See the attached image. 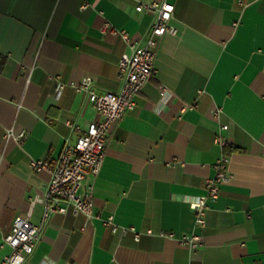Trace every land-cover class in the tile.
Masks as SVG:
<instances>
[{
  "label": "crops",
  "instance_id": "1",
  "mask_svg": "<svg viewBox=\"0 0 264 264\" xmlns=\"http://www.w3.org/2000/svg\"><path fill=\"white\" fill-rule=\"evenodd\" d=\"M163 1L177 32L160 39L156 74L85 180L93 218L50 215L23 264H264V0H0V245L16 217L43 223L50 174L30 163L55 162L76 139L72 124L99 120L70 83L90 76L96 93L117 92L119 59L152 21L136 6ZM8 129L25 137L6 139ZM222 155L228 181L196 228L193 206ZM109 216L139 241L112 233ZM192 233L202 242L193 251L177 241Z\"/></svg>",
  "mask_w": 264,
  "mask_h": 264
},
{
  "label": "built area",
  "instance_id": "2",
  "mask_svg": "<svg viewBox=\"0 0 264 264\" xmlns=\"http://www.w3.org/2000/svg\"><path fill=\"white\" fill-rule=\"evenodd\" d=\"M136 11L146 12L152 16V21L142 44H130L131 52L121 55L118 62L117 78L120 88L117 92L98 94L93 89V79L85 76L78 82L70 83V87L78 93H84L89 104L93 106L99 120L89 123L85 130L72 124V131L76 134L74 142H66L53 163L44 160H34L30 163L33 171L39 173L48 171L50 178L45 191V212L43 223L36 226L28 217H16L11 232L3 237L1 248L8 247L9 252L3 257L0 264H23L26 256L32 254L42 228L50 215L65 213L67 207L74 214H82L88 220L93 218L94 198L91 186H85V180L95 179L101 169L105 155V143L108 131L112 124L119 122L123 115L135 105V97L143 86L156 74V56L159 41L167 34L175 35L177 30L171 25L174 5L163 1L139 4ZM103 32L118 34L123 41L129 44V36L123 30L112 28L105 23ZM219 111L215 112V115ZM222 129H226L223 126ZM6 139L21 142L24 133L14 135L11 129L5 133ZM215 142L225 145L222 135L215 138ZM229 158L222 155L214 164V176L206 181V194L196 200L193 211L195 227L205 225V215L209 210L208 202L218 198L219 189L228 181L227 169ZM102 224L112 233L126 235L131 233L135 241H139L141 233L134 227L118 226L112 216L102 220ZM152 235L151 230L145 232ZM160 237L175 238L172 232H160ZM180 246L188 250H195L201 246V236L195 233L183 235L177 239Z\"/></svg>",
  "mask_w": 264,
  "mask_h": 264
}]
</instances>
